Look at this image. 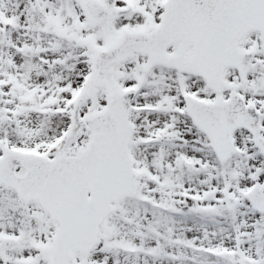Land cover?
<instances>
[{
    "label": "snow or ice",
    "instance_id": "6c2138e0",
    "mask_svg": "<svg viewBox=\"0 0 264 264\" xmlns=\"http://www.w3.org/2000/svg\"><path fill=\"white\" fill-rule=\"evenodd\" d=\"M0 264H264V0H0Z\"/></svg>",
    "mask_w": 264,
    "mask_h": 264
}]
</instances>
